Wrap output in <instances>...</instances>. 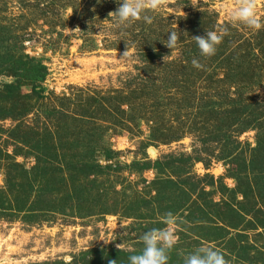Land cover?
<instances>
[{
    "label": "rangeland",
    "instance_id": "obj_1",
    "mask_svg": "<svg viewBox=\"0 0 264 264\" xmlns=\"http://www.w3.org/2000/svg\"><path fill=\"white\" fill-rule=\"evenodd\" d=\"M239 3L161 0L143 13L152 23L118 26L116 0H0V264L127 262L167 212L179 218L169 259L203 246L264 264V133L231 140L264 111V26L231 23ZM221 28L201 56L192 36ZM11 53L45 66L36 92L21 82L7 97Z\"/></svg>",
    "mask_w": 264,
    "mask_h": 264
},
{
    "label": "clouds",
    "instance_id": "obj_2",
    "mask_svg": "<svg viewBox=\"0 0 264 264\" xmlns=\"http://www.w3.org/2000/svg\"><path fill=\"white\" fill-rule=\"evenodd\" d=\"M116 2L119 6L111 13H114V22L118 26L141 19L150 24L153 18L143 13L146 9L156 10L161 7V0H116ZM228 17L231 23L243 24L250 29L260 30L264 26L257 16L255 0H240L238 7L229 12ZM226 34V30L221 28L218 31H207L204 36H192V39L199 49V54L210 57L215 54L217 46ZM178 40L177 31H170L166 43L163 44L172 50L177 47ZM192 65L196 68L202 67L195 59L192 60ZM162 223L165 227L151 228L140 236L142 249L138 254L128 257V264H168L169 253L176 242L172 229L179 223V218L172 212H167L162 218ZM72 259L73 257L69 256L66 264H71ZM108 264H116V261L110 260ZM183 264H227V261L221 252L212 247L201 246L188 253L183 259Z\"/></svg>",
    "mask_w": 264,
    "mask_h": 264
},
{
    "label": "trees",
    "instance_id": "obj_3",
    "mask_svg": "<svg viewBox=\"0 0 264 264\" xmlns=\"http://www.w3.org/2000/svg\"><path fill=\"white\" fill-rule=\"evenodd\" d=\"M23 57L26 58V56H23V55L16 58L14 53L9 54L8 60L11 58L10 61L12 62V64H11L10 68H12V74L14 75V77L16 79L19 80V82L16 85L10 84V85L5 86L7 97L12 98V96L19 94L21 88L23 87V84L21 82H29V83L31 82V84L33 85L32 90L34 92H36V90L39 88L38 84L43 83V81L45 80V77H46L45 66H43L38 60H35V61L32 60V63H25ZM28 65H30V67H27ZM7 99H9V98H7ZM255 107L257 108V111H256L257 114H256V112H252L249 110V114L245 117V120H243L241 123L239 122L237 125L234 126V127H236L235 128L236 130H234V132L232 131L231 140L235 139V137H232V136H235L236 134H238V135L243 134V133L247 132L250 129V127H252V126L258 130L261 129V132L264 133V111H262V109L259 110L260 107L257 105H255ZM246 113H248V110H246ZM241 115H243V113ZM262 148H264V145H262ZM237 149H238V147H235L232 150V153L230 154L231 158L233 156H235ZM260 149H261V145L258 144L257 148H255V151H257V153H258ZM263 159H264V154H263ZM233 160H234V158H233ZM44 163H45L44 159L40 160L39 161V167L42 166ZM79 164H80V169H79L80 173H83V172L84 173H86V172L96 173V170L101 169L99 166L95 165V167H94L92 165L85 164L83 162L79 163ZM245 165H247V162H245ZM97 173H100V171ZM239 174L242 175V174H245V172L242 171ZM234 179H236V178H234ZM44 191H47L48 193H50L52 191H58V190H55L52 186H49L48 190H45L44 188H42V190H40L39 192L43 193ZM249 193H250V191L248 192V195H249ZM244 196L246 198L247 194L244 193ZM204 215H205V213H204ZM221 231H222V229H221ZM107 256H108L107 260L103 261L102 264H108V262L110 260L116 261V260H114L115 255L114 256L113 255L112 256L107 255ZM124 257L125 256L123 255V258ZM237 258L241 259L240 256H238ZM245 260H247V261L251 260L250 257L248 258V254L246 255ZM83 262H84V264H101V263H98L97 259L96 260L92 259V260L83 261ZM118 264H128V261L127 262L123 261V262H120ZM168 264H182V261L180 260L179 257L173 256L172 258L169 259Z\"/></svg>",
    "mask_w": 264,
    "mask_h": 264
},
{
    "label": "water",
    "instance_id": "obj_4",
    "mask_svg": "<svg viewBox=\"0 0 264 264\" xmlns=\"http://www.w3.org/2000/svg\"><path fill=\"white\" fill-rule=\"evenodd\" d=\"M153 153V152H152Z\"/></svg>",
    "mask_w": 264,
    "mask_h": 264
}]
</instances>
